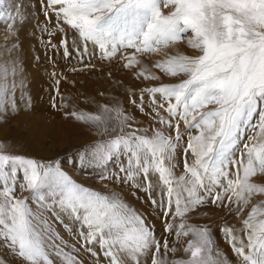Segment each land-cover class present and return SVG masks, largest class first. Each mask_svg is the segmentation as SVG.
<instances>
[{"label":"snow or ice","instance_id":"obj_1","mask_svg":"<svg viewBox=\"0 0 264 264\" xmlns=\"http://www.w3.org/2000/svg\"><path fill=\"white\" fill-rule=\"evenodd\" d=\"M5 6L0 0V21L7 16ZM47 9L65 34L64 56L72 55L70 31L78 58H89L86 68L95 67L92 58L119 57L136 80L158 81L140 57L164 53L153 67L185 79L145 87L139 102L131 99L141 112L154 114L159 127L152 126L151 135L135 127L122 107L101 105L97 114L65 113L97 135H108L63 160L12 154L0 142V264L15 258L26 264H83L81 249L97 260L102 254L106 264H230L211 227L188 222L189 213L209 204L237 218L248 210L240 228L225 224L221 232L239 264H264V199L253 204L264 197V184L253 179L264 176V0H47ZM183 40L199 55L165 51ZM17 76L22 72L15 59L0 57L5 122L9 111H18L16 90L25 87ZM65 165L103 190L78 182ZM125 190L162 213L171 245L126 200ZM57 224L81 247L69 244ZM187 237L185 258H170Z\"/></svg>","mask_w":264,"mask_h":264},{"label":"rangeland","instance_id":"obj_2","mask_svg":"<svg viewBox=\"0 0 264 264\" xmlns=\"http://www.w3.org/2000/svg\"><path fill=\"white\" fill-rule=\"evenodd\" d=\"M5 11L7 16L0 21V57L5 60L15 59L22 72V76H17L16 79L17 81L23 79L25 83V87L18 88L15 93L18 111H9L6 122L0 120V142L6 144L9 152L39 160L56 158L63 160L66 153H75L77 149L87 144L105 139L108 134L99 136L94 127L65 115L66 112L73 110L97 114L101 105L122 107L126 114L134 118V126L149 129V135L152 126L159 127L152 119L154 114H148L150 109L141 112L138 106L130 101L136 99L139 102V93L145 87L160 83L174 84L185 79L182 75L175 78L168 77L153 67L157 60L165 59L164 53L140 57L143 64L148 65L152 72L160 76L161 79L158 81L136 80L132 72L123 67L124 62L119 57L111 62L92 58L90 62L95 67L86 68L89 58L86 57L82 62L78 58L77 53L71 48L70 31L67 38L72 55L64 56L61 41L65 38V34L59 31L54 13L47 9V0H6ZM163 11L166 14L169 9ZM10 25L11 31H9ZM165 51L171 55L178 53L188 56L199 55L196 50L188 46L187 40ZM8 52H11V56L7 55ZM62 104H67L68 107L63 108ZM69 124L72 125L71 130L66 128ZM181 131H185L182 123ZM24 145L27 146L25 148L27 152L23 153L19 147ZM177 155L179 167L176 171L179 175L183 170L182 150H178ZM65 170L78 182L103 190L102 185L97 184L91 177L80 171H74L73 165H65ZM253 179L254 182L264 184V176ZM23 195L28 196L29 193ZM124 195L136 209L147 214L148 220L155 225L157 237L161 240L167 237L171 245L173 237L164 232L160 219L162 213L132 196L128 190H125ZM139 195L143 196V193ZM261 199L264 197H255L253 204ZM250 207L251 205L249 209ZM247 214L248 210L237 218L235 212L229 214L227 209L209 204L189 213L187 219L190 224L209 225L216 246L227 256L230 264H239L231 246L223 238L221 226L227 224L240 228L241 221ZM56 229L69 244H75L77 248L81 247L59 224L56 225ZM183 239V245H176L180 251L175 257L170 256V258H185L183 246L191 237ZM96 251L99 253V248ZM2 255L0 253V256ZM79 258L83 260V264H106L102 254L97 260L83 249ZM11 264H26V262L15 258Z\"/></svg>","mask_w":264,"mask_h":264},{"label":"bare ground","instance_id":"obj_3","mask_svg":"<svg viewBox=\"0 0 264 264\" xmlns=\"http://www.w3.org/2000/svg\"><path fill=\"white\" fill-rule=\"evenodd\" d=\"M116 89H117V88H116ZM71 118L74 119L73 117H71ZM74 120H75V119H74ZM66 128H67V130H68V129L72 128V125L69 124ZM70 130H71V129H70ZM66 132H67V131H66ZM14 135H15V134H14ZM22 142L24 143V141H22ZM26 142H27V141H26ZM25 148H27V146L25 147V145L19 147L20 151H23V153H24V152H27V151L25 150ZM19 149H18V150H19ZM18 150H17V151H18ZM14 151H15V150H14ZM28 151H29V150H28Z\"/></svg>","mask_w":264,"mask_h":264}]
</instances>
